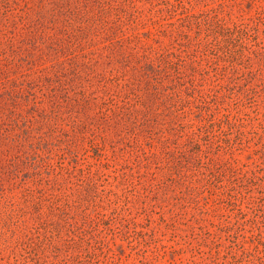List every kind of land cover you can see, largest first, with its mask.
Listing matches in <instances>:
<instances>
[{
	"label": "rangeland",
	"instance_id": "374dc122",
	"mask_svg": "<svg viewBox=\"0 0 264 264\" xmlns=\"http://www.w3.org/2000/svg\"><path fill=\"white\" fill-rule=\"evenodd\" d=\"M0 264H264V0H0Z\"/></svg>",
	"mask_w": 264,
	"mask_h": 264
}]
</instances>
